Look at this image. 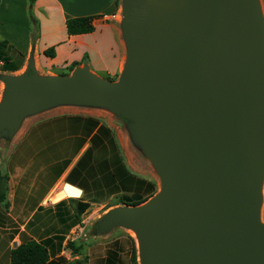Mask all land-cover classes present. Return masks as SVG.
<instances>
[{
  "label": "water",
  "instance_id": "1",
  "mask_svg": "<svg viewBox=\"0 0 264 264\" xmlns=\"http://www.w3.org/2000/svg\"><path fill=\"white\" fill-rule=\"evenodd\" d=\"M123 11L120 78L78 67L5 79L0 140L59 105L109 109L135 122L161 189L103 230L134 231L140 264H264L260 0H123Z\"/></svg>",
  "mask_w": 264,
  "mask_h": 264
},
{
  "label": "crops",
  "instance_id": "2",
  "mask_svg": "<svg viewBox=\"0 0 264 264\" xmlns=\"http://www.w3.org/2000/svg\"><path fill=\"white\" fill-rule=\"evenodd\" d=\"M119 1L1 0L0 43H8L6 56L16 58L20 67L32 60L37 72L47 69L43 74H49L77 63L116 81L128 58ZM81 17L95 18L94 31L69 36L67 21ZM51 48L54 57H46ZM1 94L0 87V102ZM117 117L105 108L59 105L22 120L7 146L8 158L0 156V173L8 176V209L0 204V264H10L15 246L31 240L50 242L48 264H72L79 256L66 253L68 239L60 246L58 237L78 227L80 203L90 208L116 196L137 202L150 198L153 190L156 194L154 170L148 164L149 175L138 172L142 161ZM127 239L116 241L124 245ZM108 248L93 264H106Z\"/></svg>",
  "mask_w": 264,
  "mask_h": 264
},
{
  "label": "rangeland",
  "instance_id": "3",
  "mask_svg": "<svg viewBox=\"0 0 264 264\" xmlns=\"http://www.w3.org/2000/svg\"><path fill=\"white\" fill-rule=\"evenodd\" d=\"M261 5H262V10L264 14V8L262 4V0H260ZM119 7L121 9V19H123V0L119 1ZM11 62L14 65H18L19 62L16 58H11ZM5 65L2 63L0 64V87L2 89V94H1V100L3 97V94L6 89V83L5 79L7 78H14V77H20L25 75L29 70L34 69L35 65L32 60L28 62V65H24L21 67L19 70L15 72H10L4 70ZM36 70V68H35ZM38 70V69H37ZM71 67L68 68H63V69H52L49 70V74H43L47 73L48 70H38V72L42 75H50V76H56V75H71L73 73L70 72ZM37 72V71H36ZM37 72V73H38ZM101 77V76H100ZM120 127H122L123 131L127 134V136L130 138V141L132 143V151L134 154L136 153L141 161V167H138V172H141L142 174L149 175L147 170H149V166L152 170H154L156 176H157V185L158 189L156 194L160 191L161 189V178L159 177L152 161L148 158V156L145 153L144 148L140 149V145H138V134L136 131V126L135 122L131 120H127L123 117H117ZM13 139V137H7L5 136L0 140V156L3 159V161H6L7 157V152H8V147L10 144V141ZM143 150V151H142ZM135 163V162H134ZM132 165H136L135 164ZM7 166L6 162H3L2 167L5 170V167ZM154 194L153 196H155ZM7 197V196H6ZM152 198V197H151ZM150 198V199H151ZM123 201L126 202L125 205L121 203V197L116 196L113 199L99 205H92L84 215L81 216V221L78 224V227L75 228L70 234L68 233L65 236V241L67 240L66 246L64 249L66 250V253H69L72 256H79L80 260L77 261H72V264H93L94 260H97V258L101 257L104 255V248L113 242L116 241V239L119 238H133L135 241V245L138 251V257H139V244H138V238L135 234L134 231L116 226L108 230H103L102 224L105 222L107 219L108 215L118 209V208H123L124 206H128V204H132L134 201L132 200H126L124 199ZM0 204L4 205V209L7 210V203L6 200L4 202L0 201ZM260 218L261 221L264 223V173H263V178H262V183H261V204H260ZM57 241V240H56ZM70 243H74L77 245L79 248L78 252L75 253V250L70 246ZM124 243V242H123ZM126 243V242H125ZM132 243H126L122 247L124 248V254H123V259L126 260V264L129 263L131 251H132ZM76 256V257H77ZM82 256V257H81ZM140 262V258H139Z\"/></svg>",
  "mask_w": 264,
  "mask_h": 264
},
{
  "label": "trees",
  "instance_id": "4",
  "mask_svg": "<svg viewBox=\"0 0 264 264\" xmlns=\"http://www.w3.org/2000/svg\"><path fill=\"white\" fill-rule=\"evenodd\" d=\"M31 3H34L36 0H30ZM1 3V0H0ZM94 19L93 17H81V18H74L70 19L66 23L67 33L69 36L75 35H83V34H90L94 31ZM8 49L7 42L0 43V64L3 63L5 65L4 70L15 72L19 70L21 65H14L11 62V59L7 58V52L5 49ZM46 57L53 58L54 57V49L51 48L45 52ZM79 64L75 63L71 66L70 72H72L75 68H77ZM7 181L8 176L2 175L0 173V201L4 202L7 196ZM155 194V190H153L151 197ZM148 198V199H150ZM148 199H143L140 201H135L132 204H128V206H138L148 201ZM124 199H121L122 204H126ZM89 204L87 203H80L75 217L77 222L81 221V216L85 214L88 210ZM60 246H62L63 242L65 241V237H58ZM127 242L132 243V251L129 259L128 264H140L138 251L135 245V241L133 238L127 239ZM50 242H37L34 240L22 243L17 248L13 249L10 254V264H48L50 259L53 257V252L49 246ZM70 246L75 249L76 244L70 243ZM121 241L113 242L109 248L106 250V264H126V260L123 259L124 248L122 247ZM60 251V250H59ZM103 263V262H102Z\"/></svg>",
  "mask_w": 264,
  "mask_h": 264
}]
</instances>
